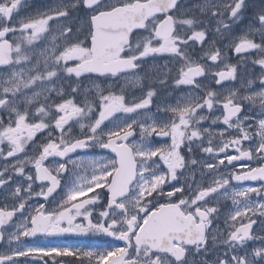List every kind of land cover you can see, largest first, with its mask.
Instances as JSON below:
<instances>
[{"label": "snow or ice", "instance_id": "snow-or-ice-1", "mask_svg": "<svg viewBox=\"0 0 264 264\" xmlns=\"http://www.w3.org/2000/svg\"><path fill=\"white\" fill-rule=\"evenodd\" d=\"M21 2L0 0V264H264V0L230 45L260 68L243 91L202 17L224 35L246 0H54L20 19ZM69 234L113 243L42 242Z\"/></svg>", "mask_w": 264, "mask_h": 264}, {"label": "flooded vegetation", "instance_id": "flooded-vegetation-1", "mask_svg": "<svg viewBox=\"0 0 264 264\" xmlns=\"http://www.w3.org/2000/svg\"><path fill=\"white\" fill-rule=\"evenodd\" d=\"M25 1L26 0H22L21 4H23ZM30 2H32V0H30ZM53 2H54V0H46L45 2L37 3L36 6L28 9L29 12L27 15L35 14L39 9H42V8L46 7L47 5L53 3ZM246 2L248 3L249 6H248L247 10L245 11L244 18L241 20V23L243 24V27H244V30L242 33H244L246 31V29L248 28V26L254 22L255 13L259 11V9L261 7L262 0H246ZM197 3H198V0H189V7H192L193 5H195ZM32 5H34V4H31L30 6H32ZM191 14L192 13H188V15H191ZM206 23L209 24V25H207V31H208L209 39H216L217 38V36H215V35H217L215 33L216 25L214 24L213 19L208 18L206 20ZM238 33H241V31L239 30ZM228 34L229 33H225L224 36H226ZM224 36H223V38H224ZM254 38L256 39L257 42H259L260 37L258 34L255 35ZM216 45H217V47H219L221 49L222 55H225V57H227V58H225L227 63L237 65V80L233 81V82H225L226 87L239 88L241 91H243L244 89L241 87V85L246 81V79L256 77L260 74L259 66L253 65L251 62L253 59L256 58V54L255 53H252L250 55L249 54H242V55L247 56L248 58L241 62L240 57L234 52L233 49H231V47H228L225 43H223V41L216 43ZM204 47L206 49L207 44H205ZM200 52H201V46L197 45L193 49V57L196 58L200 54ZM230 56H232V57H230ZM206 63L211 64V62H206ZM223 68H224V62H220V69H223ZM201 79H205L206 82L209 83L210 86L213 88L219 87V86H217L211 82L212 81L211 76H207L206 78H201ZM83 80L85 81V79H83ZM84 81H83V83L85 84ZM89 82L92 83V81H89ZM96 83H102L103 84L104 82L101 79V80H97ZM129 89H130L132 94L140 95V89L139 88H132L131 86H129ZM183 91H184V89L173 90L171 88L168 90L159 91V93H158L159 99L154 98V102L159 103V102H163L166 100L167 102L174 103L175 99L173 98V95L175 93H177V96H178ZM214 127H220V126L218 125V126H214ZM42 135L43 134H38L37 140H39ZM246 146H247V144H246ZM27 151L29 152V155H34V154H36V152H38V149L34 148L32 145H29ZM96 154H104V152H102V150L97 149ZM197 158L198 159H201V158L206 159L207 157H204L203 154H198ZM0 163H2V161H0ZM241 163H245V162L244 161L234 162V164L237 165V168L239 167V164H241ZM247 163H251V164L255 165L256 162L253 161V162H247ZM30 170H31V166H28L26 168V172L30 171ZM229 170H231V168H229V169H223L222 168V171H229ZM197 179H199V174H197ZM206 179H207V177H206ZM249 183L254 184L255 182H242L243 186H248ZM233 184H236V182L233 181ZM39 202H42V198H36L33 201V203H36L37 205ZM225 207L230 208L231 202L229 201ZM221 211L223 212L224 208H222ZM259 223H260V221H259V219H257V225ZM214 225H215V222H214ZM257 225L253 226L254 231L257 230ZM42 242L43 243H52V244H57V245L76 246V247H82V248L107 247L110 243H113L112 239L108 238V237L77 236V235H73V234H69V235H65V236H59V237H45V238H42ZM115 243H119V242H115ZM194 259H198V257H195Z\"/></svg>", "mask_w": 264, "mask_h": 264}, {"label": "rangeland", "instance_id": "rangeland-1", "mask_svg": "<svg viewBox=\"0 0 264 264\" xmlns=\"http://www.w3.org/2000/svg\"><path fill=\"white\" fill-rule=\"evenodd\" d=\"M46 0H32V2H30V0H26L23 4H21V7L19 8V11H18V18L20 19H24V18H27L28 16L30 15H27L30 8L36 6L37 3H41V2H45ZM200 2V0H198V3ZM31 4H34L32 6H30ZM202 19L205 20V23H206V20L208 19V17H202ZM214 21V24L216 25V22H215V19H213ZM206 25H209L206 23ZM200 27H204V25H201ZM239 30L241 31V33H238ZM243 30H244V27H243V24L241 23V21H239V23L235 24V25H232L231 27V31L230 32H226V33H229L228 35L224 36V35H215L217 36V38L215 39L216 43H219L221 41H223V43H225L228 47H230V45L233 43V42H238L237 41V37L239 35H242L243 33ZM209 36V35H208ZM224 36V38H223ZM223 38V39H222ZM232 49V47H231ZM230 52V51H229ZM232 55V54H231ZM233 56V55H232ZM230 56V57H232ZM227 58V57H225ZM83 80V79H82ZM84 81V80H83ZM85 84L83 85V87H90L92 85V83H90L88 80L85 79ZM106 86V85H104ZM177 97V93H175L173 95V98L175 99ZM29 154V152H28Z\"/></svg>", "mask_w": 264, "mask_h": 264}]
</instances>
